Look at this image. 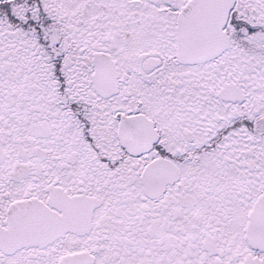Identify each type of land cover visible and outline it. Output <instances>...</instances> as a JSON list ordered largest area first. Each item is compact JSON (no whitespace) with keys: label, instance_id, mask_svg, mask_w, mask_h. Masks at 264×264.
<instances>
[{"label":"snow or ice","instance_id":"snow-or-ice-1","mask_svg":"<svg viewBox=\"0 0 264 264\" xmlns=\"http://www.w3.org/2000/svg\"><path fill=\"white\" fill-rule=\"evenodd\" d=\"M0 264H264V0H0Z\"/></svg>","mask_w":264,"mask_h":264}]
</instances>
